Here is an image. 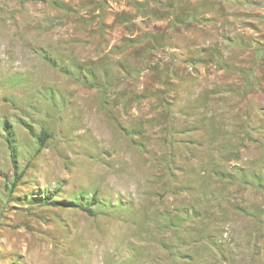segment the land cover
I'll list each match as a JSON object with an SVG mask.
<instances>
[{
	"label": "rangeland",
	"instance_id": "rangeland-1",
	"mask_svg": "<svg viewBox=\"0 0 264 264\" xmlns=\"http://www.w3.org/2000/svg\"><path fill=\"white\" fill-rule=\"evenodd\" d=\"M0 264H264V0H0Z\"/></svg>",
	"mask_w": 264,
	"mask_h": 264
},
{
	"label": "trees",
	"instance_id": "trees-1",
	"mask_svg": "<svg viewBox=\"0 0 264 264\" xmlns=\"http://www.w3.org/2000/svg\"><path fill=\"white\" fill-rule=\"evenodd\" d=\"M138 9L140 12L145 13L142 10L141 6H139V5H138ZM6 130H8V134L6 136V139H7V142L9 144V147L12 150V158L16 163V159H15L17 157L16 156V148H15L16 147V143H15L16 139H15L13 131H11L7 126H6ZM50 137H51V134L46 129H42V131L37 135V139H38V143H39L38 149L42 150L45 147L46 142ZM16 173L18 175L15 177V180L12 182L11 192H13L15 190V187L18 185V183L20 182L22 175H23L22 172L18 173L17 169H16ZM54 194H55V192L53 193V195L45 197V199L43 198V200L41 199L40 201L46 205H49V204H51V205H64L65 204V205H70V206H74V207H79L91 215L94 214L93 209L90 205H84V204H82L80 202H76L74 200L55 199V198H53V197H55ZM91 202L93 204L101 203V201L98 198V195L95 193L93 194Z\"/></svg>",
	"mask_w": 264,
	"mask_h": 264
}]
</instances>
